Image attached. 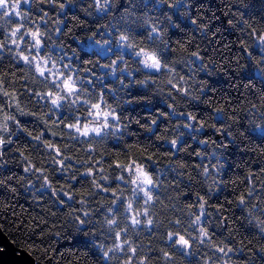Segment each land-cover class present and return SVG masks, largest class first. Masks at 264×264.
Masks as SVG:
<instances>
[{
	"label": "clouds",
	"instance_id": "9594fccd",
	"mask_svg": "<svg viewBox=\"0 0 264 264\" xmlns=\"http://www.w3.org/2000/svg\"><path fill=\"white\" fill-rule=\"evenodd\" d=\"M8 211L51 264H264V0H0Z\"/></svg>",
	"mask_w": 264,
	"mask_h": 264
},
{
	"label": "trees",
	"instance_id": "16d2710c",
	"mask_svg": "<svg viewBox=\"0 0 264 264\" xmlns=\"http://www.w3.org/2000/svg\"><path fill=\"white\" fill-rule=\"evenodd\" d=\"M216 0H214V3ZM259 14V13H257ZM88 50H92V42L88 41L85 45ZM24 203L23 201L21 202ZM25 207L27 205L25 204ZM19 211V208L17 209ZM28 219L26 214L21 213L17 216L15 212L8 211L0 213V224L3 230L8 234V236L14 241V243L26 250H28L36 259L37 264H51L49 260L44 259L42 256L40 260H37V257L40 256V253L36 249L35 245L40 242L38 235L33 234L27 228ZM70 244L62 245L61 247H71ZM77 248H80L79 245H76ZM80 250L87 251L86 248H81Z\"/></svg>",
	"mask_w": 264,
	"mask_h": 264
},
{
	"label": "water",
	"instance_id": "95a60500",
	"mask_svg": "<svg viewBox=\"0 0 264 264\" xmlns=\"http://www.w3.org/2000/svg\"><path fill=\"white\" fill-rule=\"evenodd\" d=\"M0 264H37L35 257L17 246L0 224Z\"/></svg>",
	"mask_w": 264,
	"mask_h": 264
},
{
	"label": "snow or ice",
	"instance_id": "6c2138e0",
	"mask_svg": "<svg viewBox=\"0 0 264 264\" xmlns=\"http://www.w3.org/2000/svg\"><path fill=\"white\" fill-rule=\"evenodd\" d=\"M208 2L214 3V0H208ZM149 59H152L151 57H149ZM65 87H71L70 83L68 81H65ZM93 107H99V105H93ZM137 168H139V166H137ZM138 176L143 177L144 182H148L147 177L145 176V174L142 171L138 170Z\"/></svg>",
	"mask_w": 264,
	"mask_h": 264
}]
</instances>
